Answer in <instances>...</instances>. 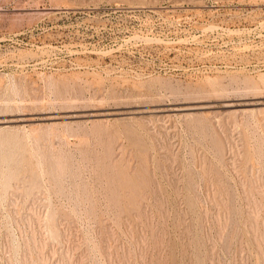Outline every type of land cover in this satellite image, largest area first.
Returning a JSON list of instances; mask_svg holds the SVG:
<instances>
[{
	"label": "rangeland",
	"instance_id": "1",
	"mask_svg": "<svg viewBox=\"0 0 264 264\" xmlns=\"http://www.w3.org/2000/svg\"><path fill=\"white\" fill-rule=\"evenodd\" d=\"M0 264H264V0H0Z\"/></svg>",
	"mask_w": 264,
	"mask_h": 264
}]
</instances>
